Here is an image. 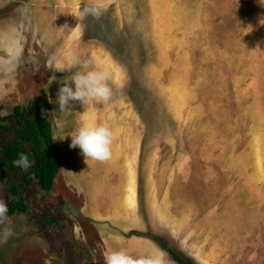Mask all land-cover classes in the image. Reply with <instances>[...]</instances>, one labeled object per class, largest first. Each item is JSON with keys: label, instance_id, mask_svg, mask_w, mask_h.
I'll return each mask as SVG.
<instances>
[{"label": "rangeland", "instance_id": "rangeland-1", "mask_svg": "<svg viewBox=\"0 0 264 264\" xmlns=\"http://www.w3.org/2000/svg\"><path fill=\"white\" fill-rule=\"evenodd\" d=\"M85 2L0 0V22L26 23L32 46L12 80L2 77L7 68L0 74V201L8 209L13 189L27 205L0 218V264L12 242L40 245L25 252H43L53 264H86L91 246L73 231L85 226L83 197L68 178L84 179L85 169L91 188L117 200L130 169L137 173L142 233L163 238L184 259L264 264V3L97 0L104 10L94 18L81 16ZM37 23L40 34L32 30ZM77 58L107 66L114 94L86 107L72 101L59 113L58 91L80 70ZM36 112L49 119L55 138L64 136L55 139L61 167L51 190L35 176L33 161L27 171L5 168L6 148ZM84 123L112 129L110 160L117 162L85 161L70 147ZM124 142L131 149L136 143L135 170L121 159L129 155L121 152ZM183 233L189 245L180 250Z\"/></svg>", "mask_w": 264, "mask_h": 264}, {"label": "crops", "instance_id": "crops-1", "mask_svg": "<svg viewBox=\"0 0 264 264\" xmlns=\"http://www.w3.org/2000/svg\"><path fill=\"white\" fill-rule=\"evenodd\" d=\"M22 9H25L24 5ZM32 12H38V16L43 13L39 7L33 8ZM50 23L52 26L51 30L55 32L57 23L52 20ZM34 26L36 27V24ZM34 26L31 29L35 33L40 34L43 25L42 28L38 23L36 28ZM26 31H28L27 24H24V22L22 24V21L12 19L11 21L0 22V74H3L7 68L8 70L2 75L6 79L12 80L14 77L15 69L13 68L22 69L23 60L32 50V46L26 40L29 37ZM129 142L131 143L132 140ZM128 146V143L124 142L121 150V152L129 154L128 158L121 156V159H126V163L128 165L133 164L132 166L134 167L136 163L134 160L137 150L135 147L136 143L134 142L133 151ZM111 159L114 158L112 157ZM114 162H117V160H108L106 164L112 165ZM129 172V180L126 184L127 189L119 200L114 199L113 195L105 189L91 188L87 182L89 176L87 169L81 174L85 175L84 179H76L77 174L74 173H71L68 177L71 184L80 191L83 197L79 213L84 218L83 223L85 226L82 223L75 224L73 231L79 233L81 241L84 242L87 239V243L89 242L91 246L90 258H88L86 264H104L105 254L119 249H124L137 258H159L161 264H179L157 241L142 233L146 230V227L142 225L139 211L138 174L131 169ZM76 180L79 182L80 189L77 188ZM116 198L119 197L117 196ZM133 230L139 231L140 234L132 233ZM80 236L77 239L80 240ZM179 237L176 244L180 250H183L185 244L189 245V239L186 233ZM25 246L28 248L35 246L34 248L37 249V252L41 251L42 248L40 245L36 247L32 243H27L24 246L22 245V248H19L16 242H12L11 247L7 248L6 251V264H53L52 259L45 257L43 252H41V256L38 253L29 255L25 252Z\"/></svg>", "mask_w": 264, "mask_h": 264}, {"label": "clouds", "instance_id": "clouds-1", "mask_svg": "<svg viewBox=\"0 0 264 264\" xmlns=\"http://www.w3.org/2000/svg\"><path fill=\"white\" fill-rule=\"evenodd\" d=\"M264 3V0H261ZM103 5L97 0H86L81 9V16H92L98 18L103 12ZM91 60L76 59L73 65L80 70L72 74L71 80H65L59 88L57 103L59 113H64L71 109L70 102L79 101L85 107L93 103H107L113 97V87L111 70L105 66L103 68L90 67ZM66 70L60 68L58 71ZM68 70V69H67ZM71 81L74 84H69ZM63 139L64 136H56ZM72 141L70 147H79L86 157L104 162L112 158V145L114 133L112 129L105 124H82L74 135H71ZM55 138V139H56ZM13 166L27 171L31 167V161L27 154L20 153L18 158L13 161ZM7 205L0 201V218L7 213ZM104 264H161L159 258H137L129 254L124 249L112 250L105 254Z\"/></svg>", "mask_w": 264, "mask_h": 264}, {"label": "trees", "instance_id": "trees-1", "mask_svg": "<svg viewBox=\"0 0 264 264\" xmlns=\"http://www.w3.org/2000/svg\"><path fill=\"white\" fill-rule=\"evenodd\" d=\"M15 110L20 114L19 106ZM26 142L33 145V152L28 150ZM20 153L27 154L30 161L34 162V173L42 187L51 190L61 167V159L59 148L54 139L52 124L48 118L36 112L33 118L18 129L15 141L6 148L5 168L9 174L19 168L13 166V161L18 158ZM11 193L14 198L9 201L8 214L13 215L19 210L26 211L27 205L17 199V192L12 189ZM153 239L166 249L179 264H195L192 260L184 259L173 248L166 245L163 238L153 237Z\"/></svg>", "mask_w": 264, "mask_h": 264}]
</instances>
